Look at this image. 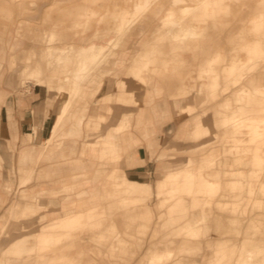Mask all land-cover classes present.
<instances>
[{
  "label": "rangeland",
  "instance_id": "374dc122",
  "mask_svg": "<svg viewBox=\"0 0 264 264\" xmlns=\"http://www.w3.org/2000/svg\"><path fill=\"white\" fill-rule=\"evenodd\" d=\"M138 1L142 5L135 10L132 0L119 9L110 0H0V60L8 66L7 84L42 85L51 92L55 118L60 116L40 153L52 156L65 143L55 140L78 108L86 133L77 136L81 158L106 167L92 180L86 176L91 165L82 167L84 176L65 170L45 177L23 166L3 176L0 159L2 181L42 183L31 193L14 191L13 181L3 190L15 196L0 216V264H149L156 255L162 259L153 264H235L248 253L250 261L239 264H264V0H179L171 17L198 34L172 52L170 40L158 36V20L148 19L152 6ZM160 1L166 14L170 2ZM54 30L68 37L50 41L45 32ZM8 38L17 41L16 51ZM112 43L118 44L98 73L75 76L97 44L107 49ZM68 44L75 48L71 61L47 69L48 45ZM34 47L41 52L40 72ZM22 51L24 61L12 67L11 56L19 59ZM177 83L182 87L175 89ZM65 98L64 108L56 106ZM33 139L28 134L23 141ZM140 145L155 161L142 179L124 169L135 164ZM23 149L25 158L33 154ZM201 175L212 183L203 184ZM73 182L84 190L67 189ZM93 187L99 190H89ZM22 194L35 203L33 215L17 203L5 217ZM66 200L74 205L68 213L73 217L61 229L66 218L59 205ZM50 201L55 204H39ZM67 231L73 245L47 246ZM26 236L35 246L19 252ZM51 253L59 256L46 261L43 256ZM16 257L25 259L10 260Z\"/></svg>",
  "mask_w": 264,
  "mask_h": 264
},
{
  "label": "crops",
  "instance_id": "0c3cea01",
  "mask_svg": "<svg viewBox=\"0 0 264 264\" xmlns=\"http://www.w3.org/2000/svg\"><path fill=\"white\" fill-rule=\"evenodd\" d=\"M8 40L9 46L13 51H16L17 41H12L10 38ZM8 72V66L4 61L0 60V144L5 145L9 142L13 147V151H9L10 154L8 152L2 161L3 168L1 173L3 176L6 173L18 172L20 166L25 168L34 167L36 170L35 174L45 177H51L54 171L60 173V171L64 172L65 170L73 172V174H80L79 176H84L85 169L82 167L91 165V169L87 172L86 176L90 178L89 180H92L97 170H106V167L101 166V163H97L95 159L94 161H90V158H81V145L79 142L82 140L77 138V136L82 134L85 136L86 134L83 123H81L82 131L79 135L65 134L55 140L58 142L63 141L66 144H74L73 152H58L52 156L48 155V153H40V149L44 147L45 140L51 136L50 127L56 116V113L52 110V103L50 101L52 100L51 92L46 88L44 89L42 85H38L32 81L20 83L17 86L8 85L6 82ZM75 123L74 119L67 121L64 129H68ZM28 134L34 135V139L24 142L23 140ZM135 136L139 138L138 132H136ZM27 147L33 149V154L21 161L20 153L23 148ZM135 149L138 159L134 161V165L125 167L124 169L130 177L142 179L153 172V163L155 161L149 159V150L144 145H140ZM68 159L73 161L72 164L63 165V162ZM60 161H62V166H60ZM110 170V168H107V171L104 173ZM11 181L14 184V191L16 189L19 192L25 191L27 193H31L33 188L35 191L41 189L38 186L42 184L41 182H31L24 186H16L15 181L18 182V180L14 177ZM3 182L5 183V181ZM14 196V192L8 194L3 190L0 191V204L2 205L0 216L3 209L11 203V199Z\"/></svg>",
  "mask_w": 264,
  "mask_h": 264
},
{
  "label": "bare ground",
  "instance_id": "6f19581e",
  "mask_svg": "<svg viewBox=\"0 0 264 264\" xmlns=\"http://www.w3.org/2000/svg\"><path fill=\"white\" fill-rule=\"evenodd\" d=\"M112 1V6L115 8V9H119V8H125L129 5L130 1L131 0H122V2L120 3V1H117V0H110ZM157 0H145L144 1V4H143V7L144 8H150L152 6V14L151 16H148V19L152 20L154 17H155V20H158L157 23H155V29L158 33V36L159 38L162 40V41H165V40H170L171 43H169L171 45L170 47V52H172V49L173 50H176V49H182L186 46L187 44V41L189 42V40H191V38H193L195 35L198 34V32L196 31V28H190V29H187L185 28L182 23L183 21L182 20H179V19H176V18H172L171 15H174L175 14V5H177L179 3V0H169L168 2H170V6L167 8L169 9V11L166 13V14H161L162 12H160V9L162 8V4L163 2L158 0L159 2L154 4ZM133 4H134V7H135V10H137L138 8H140V6L142 5L141 2H139L138 0H132ZM151 5V6H150ZM180 10L183 12L185 10H187V8L183 7V6H180L179 7ZM193 19H191L192 21ZM190 21V22H191ZM48 22V21H47ZM50 22V21H49ZM74 24L78 23V21L74 20L72 21ZM22 25V28L25 27L27 28V26L25 25V23L23 21L20 22ZM28 23V21H27ZM28 31V30H27ZM45 35L46 37L51 41V40H56L58 42V40L62 39L63 37L67 38L68 35H65L64 33H60V32H57V31H51V32H45ZM7 39V38H6ZM159 39V40H160ZM167 42V41H166ZM109 44V42L107 43ZM115 44L117 45L118 43H112L111 45L108 46L107 49H105V47L103 45H106V44H97V48L94 49L93 53H92V60L90 62H88V65H85L83 66V68H79V72L75 73V76L79 77V76H83L82 79H85L87 78L89 75H92L93 72H96L98 73V71L101 69L102 67V63L106 60V57H107V54L110 52L109 49H111L112 46H115ZM169 45V46H170ZM166 46V45H165ZM41 50V49H40ZM34 51V54H33V58H34V67H36V69L38 70V72L42 71V58L40 59V51L38 52L36 50V48L34 47L33 49ZM74 51H75V48L73 45H61L59 47L57 46H53V45H48V48L46 50V53H47V56H46V64L45 67L49 70H52V69H55L56 67L60 66L61 63H66V62H69L71 61V57L72 55L74 54ZM21 57L18 59L17 57V54H14L13 56H11V65L12 67H16L17 65L21 64V62L24 61L25 59V53L24 51H22V54H20ZM75 55H79V52H75ZM108 66V65H107ZM105 70L102 69L101 72H104ZM93 74V76L96 75ZM73 74V73H72ZM96 77V76H95ZM65 81L68 83L71 78L70 76H66L65 77ZM94 82H95V78H94ZM127 83V82H126ZM119 84V82H115V85ZM180 88L182 87V84L181 83H177V84H174V88ZM59 97L60 94L56 95V97ZM53 100V99H52ZM52 100H50L52 102ZM68 102V99L65 98L63 99L61 102H57V105L59 108H61V105H63V108H64V105L67 104ZM60 116H57L54 120V123L57 122L58 118ZM82 117H84L83 113H79L78 111V108L73 112V114H71V117L69 116L68 118L65 119V123H63L61 125V134L63 135H68V134H76V135H79L82 131L81 129V123H82ZM71 119H74L76 121V123L74 125H71L68 129H64L65 128V125L67 123V121H71ZM58 123V122H57ZM56 124V123H55ZM12 149L13 147L10 145L9 142H7V144L5 145H2L0 144V159H5V155L9 152H12ZM60 151V153H64V152H68V153H71L74 151V144L72 143H69V144H62L60 147H59V150L58 149H53L52 152H53V155H55L56 153H58ZM10 152L8 154H10ZM25 155H28V151L25 150V149H22L21 153H20V158H21V161L24 160L25 158ZM85 167V166H83ZM11 179L7 180L5 183L0 179V191L4 190V189H9V188H12L11 187ZM201 182L203 184H211L212 181L210 179H208L206 176L204 175H201ZM75 183L74 185L69 186L67 187V189H78V188H81L80 190H84V188L82 187H79V185H77V182H73ZM66 189V190H67ZM89 190H94V191H97L99 190L98 187H93L92 189H89ZM36 196V201L38 198H42L44 196V194L42 193V195H35ZM20 199L21 200H17V202H14L12 205H11V208L8 210H6V212L3 214L5 217L7 216V212H10L12 211V208L13 206H15L17 203H19V205L22 203V205L24 206L25 208V213L27 215H33V212L35 211V209H37L36 205H34L35 203H33L32 199L29 198V196H25L24 194L20 195ZM69 200H72L71 198H69ZM69 200H66L64 203H60L59 205V212L62 214L63 217L61 218H66V219H62L61 223L59 224L58 227H60L61 229L62 228H66L69 226V220L68 219H71L73 216L72 215H69L68 216V213L69 211H72L73 210V204H69ZM55 204V201H50L48 203H40L39 204ZM97 203V202H96ZM61 207H64V208H61ZM44 212V211H43ZM48 213L44 212L42 214V216H46ZM85 216V215H84ZM68 232V231H67ZM71 236V233H66V232H60V233H57L55 234V238L53 239V241H51L49 244L47 242V238L44 237H41V241L42 242H47V246L50 248V246L52 247L53 244H55L56 247H68L69 244H74L73 241H69V237ZM24 244L26 246L23 247L22 249V246L20 247V250L19 252H22V251H25L26 249L27 250H30L33 246H35V242H34V238L31 237V236H26L25 240L23 241ZM194 245V244H193ZM195 248H197L198 244L195 243L194 245ZM168 252H171V250L169 249ZM59 254H46L44 255V259L46 261H51L53 259H55L56 257H58ZM251 255L248 253L247 255H239L238 257H236V263L235 264H239L240 263H247L250 261V257ZM31 256H29L30 258ZM25 258L23 257H16L15 259L14 258H10V260H15V261H21ZM28 259V257H27ZM162 257L161 256H158L156 255L155 257H150L148 260H149V264H153L155 261L157 260H161ZM222 264H225V262L223 261Z\"/></svg>",
  "mask_w": 264,
  "mask_h": 264
}]
</instances>
